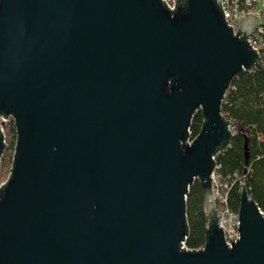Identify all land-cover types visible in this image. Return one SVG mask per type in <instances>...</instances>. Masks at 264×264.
I'll return each mask as SVG.
<instances>
[{
  "label": "water",
  "instance_id": "1",
  "mask_svg": "<svg viewBox=\"0 0 264 264\" xmlns=\"http://www.w3.org/2000/svg\"><path fill=\"white\" fill-rule=\"evenodd\" d=\"M163 2L0 0V115L16 132L0 264H264V215L242 187L226 245L211 184L224 95L264 66L247 41L258 18L233 34L220 0ZM195 180L208 225L186 250Z\"/></svg>",
  "mask_w": 264,
  "mask_h": 264
},
{
  "label": "trees",
  "instance_id": "2",
  "mask_svg": "<svg viewBox=\"0 0 264 264\" xmlns=\"http://www.w3.org/2000/svg\"><path fill=\"white\" fill-rule=\"evenodd\" d=\"M264 65V41L260 50ZM220 113L231 127L229 145L215 156V172L221 182H228L229 205L237 211L242 187L250 199L264 213V66L237 74L221 102ZM203 122L201 111L191 119L190 138L200 132ZM15 127L10 122L7 147L0 158L1 166L12 164L15 147ZM0 166V167H1ZM187 248L203 246L208 225V215L203 205V190L195 180L186 195Z\"/></svg>",
  "mask_w": 264,
  "mask_h": 264
},
{
  "label": "built area",
  "instance_id": "3",
  "mask_svg": "<svg viewBox=\"0 0 264 264\" xmlns=\"http://www.w3.org/2000/svg\"><path fill=\"white\" fill-rule=\"evenodd\" d=\"M162 1H164L163 3H165V5L170 10L175 9L176 0ZM220 6L221 10H223L225 22L228 27H231L233 34L237 33L240 25L239 19L244 17V15L249 14L258 18L256 29L248 37L247 41H249V45L257 52L260 57V50L264 41V12L256 10V0H220ZM10 122H12L14 125V118L12 115H8L6 118H3V115H0V131L3 136L2 142L4 143L5 148L7 147V131ZM229 129L231 131L230 126ZM189 139L188 143L190 144L193 139ZM211 184L212 196L216 202L218 223L222 229L226 245L231 246L229 237L231 236L233 242H236V240H238L240 237L239 231L237 230V228H239L238 210H233L229 205L230 186L228 182H221L219 176L216 174V172H214L211 175ZM262 214L264 215V213ZM181 244V247L186 250H199L203 248V246H201L200 248L190 249L186 247L185 242H182Z\"/></svg>",
  "mask_w": 264,
  "mask_h": 264
},
{
  "label": "rangeland",
  "instance_id": "4",
  "mask_svg": "<svg viewBox=\"0 0 264 264\" xmlns=\"http://www.w3.org/2000/svg\"><path fill=\"white\" fill-rule=\"evenodd\" d=\"M256 10L257 11H263L264 12V0H256ZM191 140V139H189ZM1 161V160H0ZM0 166H1V162H0ZM11 169V165L6 166V165H2L0 167V186L6 181V179L8 178L9 172Z\"/></svg>",
  "mask_w": 264,
  "mask_h": 264
}]
</instances>
